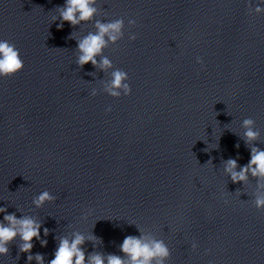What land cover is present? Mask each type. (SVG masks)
<instances>
[{
	"label": "clouds",
	"instance_id": "clouds-1",
	"mask_svg": "<svg viewBox=\"0 0 264 264\" xmlns=\"http://www.w3.org/2000/svg\"><path fill=\"white\" fill-rule=\"evenodd\" d=\"M264 3V0H261ZM97 0H65L63 6H57L59 12L60 24L58 28H63V23L67 22L72 27L90 22L98 15V8L95 6ZM256 14L264 13V7L256 6ZM58 18H54L56 21ZM136 21L130 19L128 24L135 26ZM124 19H115L110 22H101L95 19L94 28L96 31L89 32L83 38L77 41L78 57L76 64L83 68L91 63L94 68L102 72H109L113 69L112 61L105 56L104 50L109 45H115L124 36ZM73 39V33L69 36ZM129 39L134 41L136 35L132 34ZM99 58V59H98ZM197 63L203 64L202 58H197ZM24 68V61L21 58L19 49L14 44L6 40H0V77L8 78L16 75ZM88 75L95 76V72ZM128 74L121 69L111 71V78L103 85V92L113 98H120L131 94L132 89L127 83ZM97 90L93 89L92 96H96ZM107 111H111L109 107ZM244 128L243 140L250 148V160L244 166L238 165V158H229L223 160L224 172L230 176L233 183H248L249 177L256 180L257 193L255 194L254 206L258 210H264V150L255 146L260 138V131L255 128V121L252 118H246L242 122ZM239 148V144L235 145ZM239 168V170H237ZM55 197L47 190L36 196L32 203L36 208H42L46 203L52 202ZM0 213H5L3 220H0V256H6L10 252V245L19 239V252L27 253V264L33 260L36 264H45V257L41 253L31 254L34 247L33 240L40 242L42 247L47 246L48 241L41 239L42 223L35 218L22 215L17 218L15 213H7L6 207H0ZM43 235H49V229H43ZM98 240L103 241L95 235L85 236L80 232H73L71 237H61L58 241V247L54 252V258L48 261V264H165L170 258L171 252L163 240H158L150 234L140 232L139 236L128 235L124 238L119 250L123 255L105 254L97 251L86 253L84 245L86 242ZM197 245L192 244L195 250Z\"/></svg>",
	"mask_w": 264,
	"mask_h": 264
}]
</instances>
